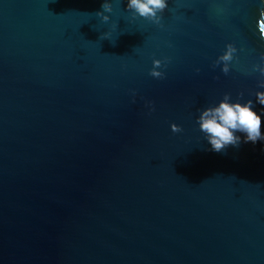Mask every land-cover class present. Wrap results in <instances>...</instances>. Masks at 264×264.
<instances>
[{
	"label": "water",
	"instance_id": "obj_1",
	"mask_svg": "<svg viewBox=\"0 0 264 264\" xmlns=\"http://www.w3.org/2000/svg\"><path fill=\"white\" fill-rule=\"evenodd\" d=\"M103 2L0 0V264H264V141L197 123L227 95L264 134V0Z\"/></svg>",
	"mask_w": 264,
	"mask_h": 264
},
{
	"label": "clouds",
	"instance_id": "obj_2",
	"mask_svg": "<svg viewBox=\"0 0 264 264\" xmlns=\"http://www.w3.org/2000/svg\"><path fill=\"white\" fill-rule=\"evenodd\" d=\"M101 11L95 13L96 16L102 18L104 23L110 20L109 15L105 13H112L113 7L109 0H104L101 5ZM168 9L167 0H129L127 11L133 13L134 18L141 17L146 20L152 21L157 25L161 24L162 13ZM160 14L158 17L157 14ZM258 27L261 33H264V9L260 11V19ZM104 39L108 40L107 34ZM230 51L223 60L231 59V45L228 46ZM154 68L150 75L162 79L163 76L160 72L155 71V68L160 66L159 60H154ZM199 71V70H197ZM227 73V67L223 70ZM242 95V94H241ZM257 102L259 105H264V92L256 94ZM229 96H225L218 107H210L204 110L200 115L197 123L200 126V131L204 133L205 139L211 145V151L216 153H223L228 147H239L241 144V136H243V143H257L264 141V134H262V116L254 111V105L251 100L246 104L227 102ZM155 109L153 108V111ZM174 133H180L183 129L175 124L172 126ZM241 134V135H238Z\"/></svg>",
	"mask_w": 264,
	"mask_h": 264
}]
</instances>
